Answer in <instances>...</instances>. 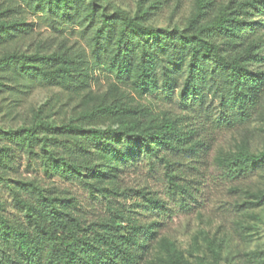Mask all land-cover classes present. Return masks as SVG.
<instances>
[{
  "label": "trees",
  "instance_id": "trees-1",
  "mask_svg": "<svg viewBox=\"0 0 264 264\" xmlns=\"http://www.w3.org/2000/svg\"><path fill=\"white\" fill-rule=\"evenodd\" d=\"M102 1L109 2H0V95L8 94L17 103L18 94H28L36 86L86 87V69L67 51L38 49L29 54L21 49L33 27L24 14L31 13L53 29L63 25L90 29L95 56L103 57L135 91L160 88L169 94L180 88L181 99L199 105L212 95L219 100L217 120L232 127L246 123L257 111L264 92V72L258 68L264 60V36L251 29L250 19L252 11L264 10V0H229L217 8L215 0H194L184 27L172 30L147 25L160 1L137 0L133 15L120 8L108 13ZM41 110L32 111L27 125L0 131L5 141L0 145V183L9 188L23 214V220L4 215L0 202V264H186L168 243H164L165 258L149 259L152 226L142 225L125 209L109 202L107 216L88 222L53 187L9 177L24 154L26 163L45 175L79 180L107 199L110 193L118 194L116 178L122 167L135 165L139 157H156L170 166L171 156L201 149L203 143L194 139L196 132L177 117L166 113L154 117L125 104L112 106L105 98L79 119L89 128L72 122L56 127L39 118ZM107 120H117L120 126L94 127ZM215 163L237 179L263 169L264 152L249 153L238 145L234 152L216 157ZM249 195L254 207L264 205L263 189ZM160 205L149 197L143 207L152 210ZM207 246L217 263L213 242L207 240ZM243 264H264V249L244 254Z\"/></svg>",
  "mask_w": 264,
  "mask_h": 264
},
{
  "label": "rangeland",
  "instance_id": "rangeland-1",
  "mask_svg": "<svg viewBox=\"0 0 264 264\" xmlns=\"http://www.w3.org/2000/svg\"><path fill=\"white\" fill-rule=\"evenodd\" d=\"M5 1L10 0H0ZM15 1L20 4V0ZM157 1L160 4L151 11L147 25L169 30L183 28L193 11L194 0ZM228 1L215 0V7ZM102 6L108 13L120 8L133 15L137 0L102 1ZM215 10L211 11L212 15ZM24 20L33 27L32 33L22 40L21 49L29 54L38 49L48 53L67 51L74 62L86 69V87L75 90L36 86L28 94H18L17 103L11 102L8 94L0 95V131L27 125L32 111L40 107L38 116L44 122L56 127L72 122L89 128L79 119L105 98L112 106L125 104L143 109L154 117L161 118L162 113L177 117L188 130L196 132L194 139L203 146L195 153L171 156L170 166L156 157H139L135 165L122 167L116 178L118 194L110 193L107 199L92 193L91 188L79 180L45 175L28 165L24 154L16 160L10 180H34L44 188L53 187L74 207V212L88 222L107 216L109 202L131 212L142 225L152 226L154 237L149 243V259L165 258L164 243L172 245L186 264H243L244 254L264 249V205L254 207L249 195L251 191L264 190V168L236 179L215 163L216 157L234 152L238 145L249 153L264 152V92L257 111L246 123L228 126L217 120L219 100L212 95L199 105L196 101L186 103L181 99L180 88L169 94L160 88L155 92L135 91L128 81L118 78L103 57L95 56L90 29L71 25L53 29L40 15L31 13H25ZM250 21L251 29L256 28V34L264 36V10L252 11ZM258 68L264 72V60ZM119 126L117 120H107L94 127L114 129ZM3 144L5 141L0 136V145ZM149 197L158 199L160 207L145 210L143 204ZM0 202L4 215L23 220L22 212L3 183H0ZM207 240L213 242L217 263H213Z\"/></svg>",
  "mask_w": 264,
  "mask_h": 264
}]
</instances>
